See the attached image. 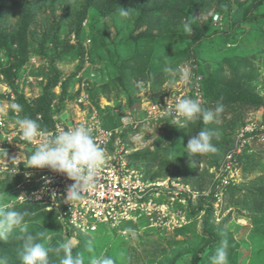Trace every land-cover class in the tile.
Returning a JSON list of instances; mask_svg holds the SVG:
<instances>
[{
	"label": "rangeland",
	"instance_id": "obj_1",
	"mask_svg": "<svg viewBox=\"0 0 264 264\" xmlns=\"http://www.w3.org/2000/svg\"><path fill=\"white\" fill-rule=\"evenodd\" d=\"M63 1V4H58L54 8L48 6L40 10L37 21L33 25V30L36 27L37 33L31 36V58L20 71L19 76L14 78V82H18V89L23 87L22 91H26L31 101L43 93V88L49 84V78L57 74L56 66L62 72L59 86L55 87L53 92L61 96L60 85L63 82H69L67 88L69 98L66 97L64 103L55 98L52 106L53 112L62 115L63 118L65 117L63 111L69 109L73 114L79 106L82 83L90 84L92 89L100 84L116 81L113 92L104 93V90L96 88V97L100 106L106 109L102 117L109 128L120 123L121 117L130 109L137 108L140 110L139 118H144L145 114L141 110L143 106L147 109L150 104H165V100L177 96L180 92L185 93V98L195 99L194 85L198 88V84H194V77L197 76L198 65L192 59L184 60L177 68L172 66L169 68L171 71L163 70L162 74L158 72L154 78L147 73L140 75L135 70H130L128 73L124 71L121 74V64L133 55L135 47L130 38V30L134 26L133 19L138 7L135 0H129L125 9L115 13L111 18L103 19L98 24V30H106L107 34L99 36L97 41L91 36L90 26L99 14L94 8H90L85 22L86 27L83 26L81 31L82 45H79L70 55L65 46L66 43L73 46L78 44L74 31L76 28L74 16L81 11L82 2L80 0ZM69 5L73 7L72 10H67ZM250 9L251 6H246L243 14L246 15ZM126 11L127 15H125ZM213 12L214 9L208 13H199L198 16L204 22L209 20ZM263 12L264 9L261 8L254 12V15L259 16ZM161 15L169 16L170 10H164ZM221 18V22H216L217 18L214 17V22L218 26L226 27L227 17L221 16ZM17 21L18 17L12 16L8 22L11 26ZM251 21L242 24L241 28L245 30L244 36L248 37L247 40L251 43L247 53L254 63L253 68L258 76L257 89L264 96V53L258 54L264 49V34L256 37L255 30L248 24ZM145 29L146 26L136 33ZM179 33H181L179 49H185L190 44L192 31L185 32L184 27L180 26ZM78 51L81 52L80 55L75 54ZM202 51L206 56L198 60L203 63V68L212 71L220 61L213 60L212 51L208 49ZM7 55L0 54L3 65L7 64L5 59ZM37 69L40 70V75L33 76L31 72ZM147 72L150 73L148 70ZM225 74L230 77V72ZM174 101L173 99L172 103ZM202 104L211 110L216 107L211 103L206 104L205 100L200 102L201 107L204 108L205 105ZM11 107V103L4 96H0V108H6L8 113ZM219 115L212 122L219 127L216 133L223 137L221 143H224V146L220 145L214 153L197 156V162L191 165L182 156L184 155L182 152H186L185 147L191 136L190 123L178 129L171 125L172 118L164 121L153 120L154 122L149 121L135 131L128 129L121 135V139L128 146L126 147L129 152L128 157L140 150L159 153L160 157L154 162L136 160L140 163L137 165L136 162L129 160L133 165L140 167L139 169L145 170L149 177L158 175L159 180L165 179L166 187L176 189V192L187 190L195 193V196L189 194L193 197L191 198L192 209L198 208L199 200L203 197L212 202L214 212L209 218L208 231L214 227L217 230L222 229L225 233L223 240H228L227 236H229L239 245L236 252V264H251L253 256L264 250V230L258 233L253 232V224L255 225L257 216L246 210L244 199H247L246 195L251 189L254 191L264 189V110L242 107L234 109L233 113L225 110ZM10 116L12 115H8V119ZM248 130H255V133ZM245 133L250 136L242 141L244 135L246 136ZM230 141H232L231 147H229ZM28 152L31 153L32 150L28 149ZM214 154L218 164L212 166ZM182 166H186L188 171L175 176L174 173L180 172ZM7 178L12 179L9 175L7 177L0 173V183ZM230 187L233 190H229ZM3 190V184H0V204L15 205L16 186L11 183L6 191ZM257 195L259 193L254 196ZM162 198L168 200V197ZM180 199L182 202L177 200L169 207L170 213L174 216L172 225H180L176 228L152 226L155 220L151 222L144 218L135 224L122 222L117 228H112L110 223L101 224L102 233L77 234V236L91 242L96 250L94 253L112 257L115 264H191L192 255L202 244V236L209 237L204 227L207 213L200 211L198 215L191 216L192 209L188 207V199L187 201L182 197ZM167 202L171 203L170 200ZM186 226H191V230L186 233L178 232ZM123 229L126 231L123 232ZM77 236L69 234V230L65 229L62 235L63 244L70 243L72 249L75 248L79 241ZM209 251L210 249L206 248L201 256L200 264H204L205 255ZM258 256L257 260H260L264 254Z\"/></svg>",
	"mask_w": 264,
	"mask_h": 264
},
{
	"label": "trees",
	"instance_id": "obj_2",
	"mask_svg": "<svg viewBox=\"0 0 264 264\" xmlns=\"http://www.w3.org/2000/svg\"><path fill=\"white\" fill-rule=\"evenodd\" d=\"M82 2L81 11L74 16L75 18V35L78 39L76 46L66 43L68 54L82 45L80 37L83 30V23L88 18L90 8H94L98 12V16L92 21L91 36L95 41L99 36L107 34L106 30L99 31L97 26L103 20L111 18L115 13L126 8L129 0H80ZM131 1V0H130ZM63 0H0V54H8L5 59L6 65H3L0 60V72L4 74L6 81L14 87V78H17L22 71L25 64L30 60L31 52V36L37 33V28L33 30V25L37 21L40 10L46 7H56L58 4H63ZM138 5L137 14L133 19V27L130 30V38L135 45L133 55L121 64V74L126 71L135 70L138 74H148L150 77H156V73L162 74L165 68L172 66H179L184 60L190 61L192 59L198 68L196 75H202L201 81L202 91L204 93V100L206 104L222 103L224 111L234 112L236 108L248 107L264 110V97L257 89V73L253 68V61L248 56L247 51L251 43L248 42V37L244 36L245 30L241 28L245 22H250L249 26L255 30L256 37L264 34V12L259 16L254 15V12L259 9H264V0H135ZM72 5V4H71ZM67 6V10H72V6ZM246 6H251L250 11L245 15L243 11ZM170 10V15L164 17L161 13ZM214 9L213 14L209 20L202 22L198 16L199 13H208ZM227 17L226 27L218 26L214 22V16ZM253 15V16H252ZM12 16L18 17V21L14 25H9V20ZM190 22L192 29V38L190 44L185 49H179L181 33H179L180 26L184 23ZM242 22V23H241ZM263 23V24H262ZM144 26L146 29L140 33H136ZM157 32V33H156ZM241 32V33H240ZM43 44V43H42ZM81 47V46H80ZM232 47V48H229ZM43 45L41 46V49ZM203 49L212 51L214 61H220L212 71L203 68L202 62L198 59L204 58ZM228 49V51H227ZM257 52V51H255ZM261 52V53H260ZM264 49L258 54H263ZM75 54H81L80 51ZM220 54V56L218 55ZM201 62L200 64L198 62ZM192 62V64H193ZM80 68V67H79ZM40 69V68H39ZM33 70V76L40 75V70ZM81 69V68H80ZM56 66L57 74L49 78V84L43 88V93L34 101H28L24 94H18L17 104L21 105L20 116H25L35 119L42 128L50 129L54 126L52 106L55 98L62 103L65 102L67 95V88L69 82H63L60 86L62 88V95L57 96L53 92L55 87L59 86L60 75L62 71ZM147 70L150 72L148 73ZM229 70V71H228ZM226 72H230V77H227ZM121 79V78H119ZM118 79V80H119ZM115 80L107 84H100L98 87L88 88L87 93L90 95L93 105L100 112L101 116L106 109H102L96 91L104 90V93L113 92L116 88ZM97 88V89H96ZM205 105V104H202ZM206 105L204 106V109ZM65 108V107H64ZM11 108V113H13ZM41 119H38V116ZM220 116V115H219ZM218 116V117H219ZM103 118V117H102ZM104 120V119H103ZM105 125L109 127L106 123ZM203 128H208L217 132L219 129L217 125L210 122L205 125L202 119H197L190 123V135L196 134ZM177 130V129H176ZM250 136V135H248ZM223 137L218 135L213 136L211 143L217 150L220 145L224 146ZM230 141L229 147H231ZM236 146V143H234ZM144 150V149H143ZM216 150L214 152H216ZM210 152V153H214ZM184 160L189 161L185 152ZM160 157V154L142 150L135 152L129 157L133 162H154ZM213 165H217L215 154L212 157ZM167 163V162H166ZM165 163V164H166ZM137 165L140 163L136 162ZM168 164V163H167ZM136 166V165H135ZM137 167V166H136ZM140 168V167H137ZM180 172L174 173L175 176H180L182 172H187L186 166L181 167ZM199 168V163H197ZM145 171V170H144ZM147 174V172L145 171ZM3 174L12 178H7L1 182L3 184V191L9 188V184L13 183L17 186L25 180L23 175H11L9 171ZM149 177V175H147ZM151 178V177H149ZM151 179H158V175L152 176ZM229 190H233L232 187ZM254 196L255 194H258ZM244 199V205L247 211L255 214V225L253 224V232H261L264 230V189L254 191L251 189ZM236 198V197H234ZM212 200V198H211ZM192 209V199L188 200ZM198 208L192 209L191 216H196L200 211L207 213L206 222L204 224L205 230L208 231L209 218L212 217L214 207L212 202L207 201L206 197L201 198ZM15 203V202H14ZM208 204V205H206ZM207 206V207H206ZM15 210H27L33 215L25 218L28 226V232L37 237V241L43 243L46 248L54 249L63 244L62 235L65 227L59 219V214L56 211H48L46 208L37 202H25L22 204H15L12 206ZM131 227V226H130ZM191 230V226L182 227L178 232L186 233ZM124 231V229H123ZM102 233H95L96 235ZM209 237L202 236L201 246L195 251L191 258V264H200L201 256L206 248L210 251L205 255L204 264H211V259L215 254V250L221 245L225 238V233L217 228H212L208 232ZM70 234V233H69ZM224 237V238H223ZM51 238V239H50ZM228 238V264H236V252L239 245L235 243L232 237ZM23 241L15 239V236H10L7 241H0V255L9 257L10 264H19V256L22 251ZM91 248V251L89 250ZM95 248L91 242H87L84 238H79L78 245L72 249L73 255L80 253L84 259L85 264H89V258L93 255ZM62 254V253H61ZM264 254V250L259 251L251 264H263L264 257L260 260L258 255ZM51 264H59V260L55 253H49ZM179 260V259H178Z\"/></svg>",
	"mask_w": 264,
	"mask_h": 264
},
{
	"label": "built area",
	"instance_id": "obj_3",
	"mask_svg": "<svg viewBox=\"0 0 264 264\" xmlns=\"http://www.w3.org/2000/svg\"><path fill=\"white\" fill-rule=\"evenodd\" d=\"M214 17L217 18L215 19L216 22L222 21L219 14ZM197 76L194 77V84H198V88L194 85V96L200 103L204 100L201 85L203 78ZM81 88V101L75 109V113L72 114L67 109L63 111L65 114L63 118L62 115L54 113L52 109L55 124L48 130H67L78 125H90L93 128V135L97 144L105 151V163L97 177L96 190L86 193L84 199L71 205L64 201L66 189L73 181L50 169L25 168L29 155L37 145L21 140L18 125L15 124L16 119L20 116V111L13 110L14 116H10L8 119L11 110L7 113L5 110L8 108L7 106L0 108V149L8 153L6 157L4 152L0 151V173L9 171L11 175H23L25 177V180L16 186L17 199L15 203L37 202L41 203L48 211H56L65 229L76 236L77 234H95L100 231L101 224L110 223L112 228H117L122 222L135 224L144 218L151 222L155 220V224L152 226H172L173 228L180 226L172 225L174 216L170 213L169 207L172 202L175 203L177 200L182 202L181 197L187 201V199L193 198L189 194L193 196L196 194L187 190L176 192V189L165 186L167 184L165 179L153 180L149 178L143 169H139L131 163L128 157L129 152L126 149L128 146L121 139V135L128 129L135 131L141 126H145L149 121L152 123L153 120L173 119L171 114L163 111L167 108V101L165 100V104H150L147 109L143 106L141 110L145 117L141 119L138 116L140 110L137 108L130 109L121 117L120 123L109 128L105 125L100 112L93 105L90 95L87 93L90 84L82 83ZM22 90L23 87L18 89L17 81L14 82L13 87L6 81L4 74L0 72V96H4L11 103V106L17 104V93L24 94L28 101H31L26 91ZM177 96L185 98V93L180 92ZM174 103L172 104L174 105ZM38 119H41L40 115ZM255 130H248V132L255 133ZM245 134L246 136L244 135L242 141L248 137V133ZM28 149H31L32 152L29 153ZM16 158L18 160L11 163ZM22 195L24 197L19 198ZM162 197H168L171 203Z\"/></svg>",
	"mask_w": 264,
	"mask_h": 264
},
{
	"label": "clouds",
	"instance_id": "obj_4",
	"mask_svg": "<svg viewBox=\"0 0 264 264\" xmlns=\"http://www.w3.org/2000/svg\"><path fill=\"white\" fill-rule=\"evenodd\" d=\"M183 27L185 32L192 31L190 22L184 23ZM165 71H171V69L165 68ZM12 108L20 111L21 105L13 104ZM163 111L173 117L171 125L180 129L197 119H202L205 125L209 124L224 111V105L218 102L214 110L204 109L196 99L172 96L167 100V108ZM15 124L18 125L21 140L37 145L29 155L25 168L50 169L73 181L66 189L65 203L72 205L84 199L86 193L96 190L97 177L105 163V151L97 144L90 125L51 131L42 128L35 119L27 116L17 118ZM216 135L218 134L213 130L203 128L190 136L185 147L190 165L197 162V156L216 150L211 143L213 136ZM0 151H3L6 157L8 156L6 151L2 149ZM17 160L18 158L13 159L11 163ZM23 197L22 195L19 198ZM29 215L33 213L27 210H15L10 204H0V241H7L10 236L23 241L19 264H51L50 252L55 253L59 264H85V259L80 253L73 255L70 243L49 249L38 242L37 237L28 232L25 218ZM227 249L228 241L223 240L215 250L211 264H228ZM89 250L91 251V248ZM0 264H10L9 257L0 255ZM89 264H115V261L112 257L101 253L91 256Z\"/></svg>",
	"mask_w": 264,
	"mask_h": 264
},
{
	"label": "crops",
	"instance_id": "obj_5",
	"mask_svg": "<svg viewBox=\"0 0 264 264\" xmlns=\"http://www.w3.org/2000/svg\"><path fill=\"white\" fill-rule=\"evenodd\" d=\"M12 116H14V113H11Z\"/></svg>",
	"mask_w": 264,
	"mask_h": 264
}]
</instances>
